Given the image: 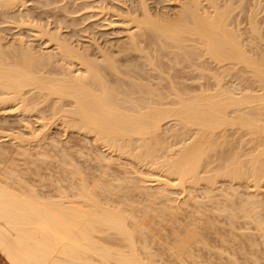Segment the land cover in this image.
Returning a JSON list of instances; mask_svg holds the SVG:
<instances>
[{"label": "bare ground", "instance_id": "obj_1", "mask_svg": "<svg viewBox=\"0 0 264 264\" xmlns=\"http://www.w3.org/2000/svg\"><path fill=\"white\" fill-rule=\"evenodd\" d=\"M28 1L30 0H0V15L14 22L17 21L19 26L28 24L34 27L35 29H30L33 32L31 35L37 37L36 39H43L45 44L50 43L48 45L53 49H36L38 46L35 48V45L26 41L22 34H18L11 41L7 40L4 45L1 41L4 37L0 34V109L14 108L20 114H25L30 111L32 105L34 107L32 104L34 98L46 97L51 99L48 103L50 110L46 106L50 111L47 117L49 121L46 118L48 110H45L46 116L43 114L38 116L37 113V120L41 122L40 128H29L26 137L20 135V131L18 134L12 131L13 136L8 132L7 136L16 139L15 146L20 143L21 148L17 147L21 149V151L17 149L19 153L25 151L23 148L28 142L32 141L34 145L46 140L48 142L52 137H49L50 132L44 128L47 125L43 119L45 118L49 123L51 117L57 124H62L63 128L71 129L70 131L90 139L89 142L95 147H103L106 155H102L104 153L99 150L94 157L95 162L103 168V170L99 169L98 175L104 169H109L113 160L117 158L122 159L125 165H131L134 170L128 169L131 166L128 168L122 166L124 170L116 173L115 167L111 166L115 171L109 169L110 172L116 173V176L110 175L107 170V174L114 176L110 177L112 181H106L107 178L104 176L106 180L98 177L89 184L90 181L86 180L88 176L86 179L81 176L77 183L69 182L71 186L67 187L71 188L70 194L68 192L67 194L63 188L57 187V193L51 196L40 195L35 188H27L18 182L17 169V172L10 171L11 169L3 170L5 176L3 175L4 179H0V253L9 264H159L160 262L154 258V252L151 251L153 247L150 248V244L158 238V233L161 231L159 229L164 226L162 222L172 220L171 210H176L179 206L174 205L175 198H172V195L177 192L179 195L183 193L181 197L186 200L185 196L187 198L189 193L193 196L191 192L197 187H204L206 191L204 193L207 194L218 188V183L228 182L234 194L237 193L239 185L246 183L251 192H249L250 197L243 198L244 205L249 207L247 204H253L252 206L256 205L258 209L260 201L258 195L264 187V145L261 143L264 141V48L258 50L257 46V50L255 48L256 51L253 52L251 51L253 46L249 49L248 44L247 49L245 44L252 45L255 41L253 43L251 41L255 39L264 41L255 19L257 12L262 8L264 10V3L261 4L259 0L257 5L261 4L258 5L260 9L256 6L255 11H252L254 15L251 14L249 30L254 38L250 34V39H253L248 42L241 40L242 35L240 34L239 37L238 32H234L236 29L232 30L231 22L234 21L232 0H221L224 1L223 4H219L220 0H184L180 3L179 11L173 16L174 18H169L168 15L162 16L163 13L156 18L147 0H135L136 4L134 2L132 6L118 9L123 11V15L127 14V18L122 16L120 22H131L133 25L130 28L145 30L141 31L144 42L146 40L151 42L152 36H155L161 39L160 41H165H162V44L163 42H174L171 46L177 44L183 50L181 56L184 55L185 60L188 59V66H194L198 70V73L189 76L190 78L205 77L208 74L206 71H210L209 65L212 62L222 69L220 72L217 68L216 75L212 76L215 77V84L218 86L217 89L215 87V91H209V76L204 78L205 83L195 93L194 88L186 85L177 87L172 76L169 77L170 81L167 79L168 86L162 85L159 81L153 83L151 78L155 76L149 70L143 71L140 64L136 65L140 66L141 70L126 67L134 62L132 58H129L131 61L128 57L123 58L121 67V62L118 64L117 59L109 54V51L102 54L101 50L102 55H98L99 59L91 58L86 48L74 47L71 42L69 43V38L61 36V32L57 31L59 28L51 32L44 25L31 23L29 14L15 15L20 8L24 10ZM203 1L206 2V8L204 4L202 5ZM241 1L245 2V0ZM229 24L231 29L228 27ZM130 28L126 30L123 43L128 49L141 52L142 49L137 46L139 42H136V33L132 31L134 28L132 30ZM190 40L195 42L189 45ZM137 53L135 57L141 54ZM156 59V56L152 57L148 63L156 65ZM125 61L128 64H125ZM123 63L125 69L122 67ZM51 64L56 65V68L50 67ZM73 64H78V68L75 69ZM228 65L231 66L227 67ZM232 66H240L239 69H245L244 72L247 70L251 75V83H249L251 85L257 83L255 85L257 89L253 91L254 87L249 83H247L249 86L240 87L238 92L223 87L222 78L230 72ZM122 75H127V79ZM174 77L182 78L178 75ZM236 86L238 87L237 84L234 87ZM229 129L247 134L248 138L245 142H252L253 149L249 152L246 161L239 160L241 155L232 153L222 165H218L219 159H217V166L213 167L214 154L221 143H226L218 139L220 135L225 137ZM29 155L31 154L25 155V158ZM45 158L46 154L43 160ZM36 159L35 157L33 162ZM68 170L72 175H83V172L75 167ZM134 189L140 190L135 192L146 200L143 201L140 197L144 205H139L140 200L135 202L133 199L134 203L131 201L130 196ZM118 190L121 192L127 190L130 195L127 196L129 194L127 193L126 196L132 203L130 201L128 203L126 199L129 198L126 196L125 201L121 200L122 194L119 193L120 197H117V200L121 201H117L115 197L118 196L116 195ZM136 193H132L133 196ZM226 195H229V192ZM161 199L164 202L162 205L157 203ZM242 209L241 212L247 210V208ZM256 212H252L253 216H251L254 218L252 220L255 221L256 229L260 231L264 243V226L261 218L263 213L259 216ZM167 224L165 225L168 226ZM178 226L181 227V224ZM172 228L170 226V230ZM173 229H177V225ZM177 230L172 231L173 233L170 231V234H173L172 240L168 233L165 240L171 237L168 242L173 243L169 244L168 250L180 260L182 254L190 255V250L195 248L192 246L193 249H190L191 244L196 238L193 233L195 230H184V233L181 230L183 235ZM157 242L156 240L155 244H158ZM197 242L199 243V240ZM161 244L163 247V243ZM166 247L164 246V249H167Z\"/></svg>", "mask_w": 264, "mask_h": 264}, {"label": "rangeland", "instance_id": "obj_2", "mask_svg": "<svg viewBox=\"0 0 264 264\" xmlns=\"http://www.w3.org/2000/svg\"><path fill=\"white\" fill-rule=\"evenodd\" d=\"M100 1L99 0H88L85 2L84 0H82V1L81 0H53V2H52V0H30V1H28V4L24 8V10L20 8L21 10L20 9L17 10L15 12L16 13L15 15H19V14L22 15L23 13H24V15L29 14V17L32 19L31 20L29 18L31 23H33V24L37 23L38 25L41 24L42 26L44 25V27H46V28L48 27V29H50L51 32H53V31L55 32L56 29L59 28L57 31L61 32V36H63L64 38H67V39L69 38L68 39L69 43L71 42V44L74 45V47L75 46L81 47V49L86 48L89 51L91 58L96 57L97 59H99L100 56H98V55L101 54V50H102V54L110 52L109 54H111L112 56H114L115 59H117L118 64H120L121 60L123 62V58H125V57H128V59L132 58L133 59L132 61H134L132 63L128 64V62L131 61L130 59H129V61L127 60L128 62L125 61V64L127 63L128 65H130V66L126 65V67H131V68L134 67L133 69H137V70L143 69V71L149 70L150 73L152 75H154L155 77L159 74L157 78H160V80L159 79L157 80V78H155V77L151 78V81L153 83H155V81H157V82L159 81L162 83V85L168 86L169 81H170L169 77L172 76L171 78L176 82L175 85H177V87L181 88L182 86L186 85L190 88H194V92L196 93L200 90L201 85L203 83H205L204 78L205 77L209 78V76H210V79H208L209 80L208 81L209 88H210L209 91L211 90V92H213L218 88L217 84H215L216 83L215 77H212L217 72L216 69L219 68L216 65V63L215 64H214V62H212V63L210 62L211 64L209 63L210 64L209 65L210 71H206V73L208 72V74L205 75V77L190 78L189 76L195 75L196 73H198V70L195 69L194 66H192V67L188 66V64H189V63H187L188 59L186 58L187 60H185V56L184 55L181 56V54H183V50L179 46H177V44H176V46L179 49L175 45L171 46L174 42L164 43L165 41L162 40V41H164L162 44L161 43L162 41H160L161 39L156 38L155 36L154 37L152 36L153 39L151 38V42L149 40H146L144 42L145 39L141 35V31L144 32L145 30H143V29L138 30L134 27H133L134 29L130 28V26L133 25V23H131V22H124V23L120 22L121 18H123V17L127 18V16H126L127 14L124 13L125 15H123V11L122 10L120 11L118 9H120V8L123 9V8H125L124 6H126V7L132 6L134 2H135L134 4H136L135 0H127V1L123 0V2H122V0H100ZM182 1H184V0H147V3H148V6H149L151 12L155 15L156 18L160 17V15L162 13H163L162 16L168 15L169 18L170 17L174 18L173 16H175L177 14V12L179 11L180 3ZM240 1L241 0H236V1L232 0V4H233L232 5V8H233L232 13L233 14L232 15L233 16L232 15L231 16L233 17L234 21L231 22L232 24L231 23L230 24H231L232 30L236 29L234 32L237 31L238 33L237 32L236 33L239 35V37H240V34L242 35L241 40L244 39L243 42H248V40H252L254 38L253 35L250 33V30H249V27H250L249 25H250V22L252 19L250 17H252L251 14H253L252 11H255L254 9H256V6H257V9H260V7H258V5L263 4L264 0H262L263 2L261 0L260 1L259 0H245V2L241 1V3H239ZM258 1L261 4L257 5ZM84 2H85V4H84ZM223 2L224 1H221V3H219V4H223ZM86 3H87V6L89 5V7L86 6ZM234 3H235V5H234ZM106 4H107V6H106ZM203 4L206 8V2L205 1L202 2V5ZM243 4H245V5H243ZM90 5L93 7H91ZM98 5H102V6L99 7ZM65 9L68 11L66 12ZM157 9H158V11H157ZM116 10H117V12H116ZM207 10H209V8ZM261 10H262V12H261ZM27 11H28V13H27ZM233 19H231V20H233ZM255 19L257 20L258 31H260L259 33H261L262 37L264 38V10H263V8L260 9L259 12H257ZM16 22L17 21L14 22V20H10L8 17H4V16L0 15V34L2 35V37H4V40H1L4 45L6 42L11 41L18 34L19 35L22 34L26 41L28 40V42H32L35 45V48L38 46L36 49H38V48L39 49L40 48L41 49L42 48L43 49L48 48L49 50L53 49L51 46L48 45L50 43L46 42L47 44H45L43 42V39H40V38L36 39L37 37L34 38L31 35V34H33V32H31L30 29H32V28L35 29L34 27H32L28 24H25V25L21 24L19 26V24H17L18 22L17 23ZM111 22H113V23L111 24ZM229 22H230V20H229ZM230 24L228 25V27L231 29ZM127 27L130 28L131 30L133 29L132 31L136 33V36H137L136 42H139V43H137V46H139L138 48L139 49L141 48L142 51L144 50L143 52L141 51L142 53L137 51V50H134V49H128L126 47V45H124L123 42L125 41V37H126V33H127L126 30L128 29ZM239 28H241V29H239ZM136 31H139V32H136ZM250 34L253 37L251 39H250V37H251ZM139 38H141V39H139ZM75 40H76V42H74ZM257 40H259V41H257ZM253 41H255V42L253 43ZM262 41H263V39H262ZM262 41L260 39H255V40L251 41L253 43L252 45H251V43H246L245 45L247 48L248 44H249V49L252 48V46H253V49H251V51L254 52L257 50V48H258V50L259 49L262 50L264 48V41L263 42ZM188 42L187 43L190 45V44H193L192 42H195V41L190 40ZM46 45H48V46H46ZM159 45H160V47L158 48ZM262 45H263V47H262ZM115 46H117V47H115ZM111 47H113V48H111ZM255 48H256V50H255ZM122 49H123V51H122ZM96 50H97V52H96ZM104 50H106V52ZM132 50H134V51H132ZM181 51H182V53H181ZM137 52H139V53H137ZM136 53L137 54L141 53V54L139 57H135V56H137V55H135ZM147 53H148V55H147ZM11 55H12V53H11ZM144 55L148 56V57H145ZM155 56L157 57L156 65L149 64L148 60H151V58L155 57ZM175 56L177 57V59H175L176 58ZM143 57H144V59H143ZM181 57H183V58H181ZM125 59H127V58H125ZM122 62L120 64V67L122 65ZM145 62H146V64H145ZM136 64H140V66H142V67L144 66V68L141 67V69H140V66H137ZM124 66L125 65L123 63L122 67L125 69L126 67H124ZM148 66H150V67H148ZM174 66H176V67H174ZM230 66L231 65H228L227 67H230ZM50 67L56 68V65L51 64ZM73 67L75 69L78 68V64H75ZM135 67H137V68H135ZM154 68L156 70H154ZM239 68H240V66H236V67L232 66L231 69H229L230 72H228L222 78L223 80L221 81V84L223 87L225 86L226 88L232 89V91L238 92L240 87L244 88L246 86L251 85L250 84L251 83L250 82L251 81L250 73H247V70L244 72L245 69L240 70ZM165 70H166V72H165ZM218 70H220V72L222 71V69H220V68ZM236 74H237V76H236ZM174 75H178L179 77L181 76L182 78H180V79L178 77L176 78V77H174ZM182 75L185 77H183ZM122 76H123V78L125 77L124 79H127V75H122ZM173 77L176 79H174ZM239 77H240V79H238ZM162 80L165 82L163 83ZM177 82H178V84H177ZM231 82H232V84H231ZM247 83H249V85ZM253 83L254 82H252V84ZM223 84H225V85H223ZM236 84L238 85V87L237 86L234 87ZM256 84L257 83L253 84L254 86L251 85L252 87H254V88H252L253 91H255V89H257V86H255ZM215 87H216V89H215ZM232 87L234 88V90ZM44 98H45V101H44ZM35 100H36V102H35ZM49 100H51V99H49V98L47 99L46 97H38V99L34 98L32 100V101H34V103H32V104H34V107L31 104L32 108H30L29 112L28 111L25 112V114H20L14 108L0 109V179L1 178L4 179L3 175L5 176V174H4L5 172H3V170L8 171V169H11L10 171H13V172L18 171L17 172V174L19 175V179H17L18 182H21L27 188H32V189L35 188L37 190V191L36 190L35 191L39 192L40 195L43 194V196H44L47 194L46 196H51V195H53V193L54 194L57 193V187H59V189L63 188V190H65L66 193L68 192L70 194L72 192V191H69L71 188L70 189L68 188L69 186H71L70 183L71 184L77 183L78 178L81 176H83L85 179L88 176V179H86V180H87V182H88V180L90 181L89 184L92 183L94 181V179H98V177H100V179H102V180H106V178H107L106 181H108V180L112 181L111 178L116 176V173H121L124 170L125 166H127L126 168L131 166L128 164L125 165V163L122 159L117 158V160L115 159L111 163V166L113 168L115 167L114 169L116 171L111 166L109 168L111 171L114 170L116 173H114V171L111 173L110 170L107 169V170H109L110 175H114V176H110L109 174H107L108 171L106 169H104V171L98 175L100 170L101 169L103 170V168L97 162H95L94 157L97 153H99V150H100V152L102 151L104 153L102 155H106V151H103V147H100V146H98L100 148H98L97 146L95 147L92 142H89L90 139L84 137L82 134H76V132L70 131L71 129L69 130L68 128L67 129L63 128L64 126L62 124H59V123L57 124L55 119H51V117H50V122L47 123L49 121V118H47V117H49L48 112H50L48 103L51 102ZM38 102H39V104H37ZM37 105H39V106H37ZM44 106H45V108L47 106L49 110L47 108L45 109ZM32 109H33V111H32ZM39 110H41V111H39ZM45 110H48L46 112L47 116H46ZM37 113H39L38 116H40V114H43V116H46L48 121L45 118L43 119V121H45L46 125H47L44 128L48 132H50L49 137H52V138H50L51 140L48 139V142L46 140L45 141L46 143L45 142H39L38 143L36 141L38 143L39 147L37 146V143L35 141L34 142L36 143V145H34L32 143V141L30 140L31 142L30 143L28 142L26 144V145H28L29 148L26 147V145H25L23 150H25L24 151L25 153L28 152L31 155L26 156V158H25V155H27L28 153L24 154L23 151H22V153L21 152L19 153V151H17V149L21 151L20 143H18L19 144L18 146H15V145H17V143L16 144L14 143L15 142L14 140H16V139L14 137H13L14 139L13 138L11 139V137L7 136V134L11 133L12 131L14 132V134H15V132H17V134H18V132L20 131L21 132L20 135H22L24 137L25 134L26 135L28 134L29 128H31V127L33 129L40 128L41 122L39 120H37L38 119ZM230 130H231V132H230ZM12 133H11V135H12ZM26 135H25V137H26ZM246 135L243 132L241 133V131L239 132L236 129L235 130L234 129L227 130L225 133L226 138L224 137V135L223 136L220 135L221 137L219 136L220 139H218V140L221 142L224 141L226 143L220 142L221 145L217 149L216 154H214L215 160L212 162L213 167L217 166L216 165L217 159H219L217 161L218 165H222L228 158L231 157L232 153L241 155V157L239 156V160L246 161V158L249 157V152L253 149V146H251L252 142H248L249 144L245 142L246 141L245 139L248 138V136H246ZM230 137H232V138H230ZM222 139H224V140H222ZM240 139H242V141H240ZM54 140L56 141V143ZM17 141H19V139H17ZM263 142L264 141L261 142L262 145H264ZM42 143H44V144H42ZM242 143H244V144H242ZM30 144H32V145H30ZM221 146H223V148ZM17 147H20V148H17ZM96 148H97V150H96ZM14 150H16L17 152ZM38 152H40V153H38ZM23 154H24V156H23ZM38 154L41 157L38 156ZM45 154H46V158H45L46 161H44L45 159L43 160V157L45 156ZM27 157L32 158V159L28 160L29 158H27ZM35 157L38 160L36 159V161L33 162ZM65 160H66V162H65ZM83 160H85V161H83ZM92 160L94 161V163H92ZM74 163H75V165H74ZM56 164H57V168H56ZM67 164L68 165L70 164V166L68 167ZM97 165H99V166H97ZM122 166H124V167H122ZM13 167L15 168V170H12V169H14ZM72 167L79 169L80 172H83V175H81V174H74V175L70 174L71 172L68 169H70ZM4 168H7V169H4ZM16 169H17V171H16ZM86 169H88V170H86ZM128 169L134 170V168L132 166ZM119 170H122V171H119ZM107 175H109V177ZM119 175H121V174H119ZM94 176H96L97 178L96 177L94 178ZM101 177H104V179ZM74 180H76V181H74ZM16 183L17 182H15V184ZM218 185H219L218 188L214 189L215 191L213 190L211 192H208L207 194L204 193V192H206L204 187H197L196 189H194L195 192L194 191H192L193 193L191 192V194H193V196L190 195V193L187 195V198L185 196L186 200H183L184 198L181 197L183 195V193H182V195H181V193L179 195V193L177 192V194L175 193L172 195V198H175L174 199L175 202L173 201L175 203L174 205H179V206L177 209L175 208L176 210H174V209L171 210L172 213L169 210L171 213L170 216H172V218H171L172 220L170 221V219H168V221H164L165 224H167L166 222H169L167 224L168 226H166L164 224V222H162L163 225L165 226V228L162 225L164 230H163V228H161L159 230L163 231V233L160 231L163 235L159 232L158 238L155 239L153 244L152 243L150 244V248L153 247V248H151V251H152V253L154 252L153 253L154 258L160 262L159 264H170L171 262L173 263V261H174V264H176V262H177V264H264V243H262L263 237L260 236V231H258L256 229L255 221H253L254 218L252 217L253 216L252 212L255 213L256 210H258L257 212L259 213V216H261L260 214L263 213L261 218H263L262 219V225L264 226V206H263V204H264V187L261 189L262 192L258 195V196H260L258 198L260 201L258 204L259 207L257 209L256 205L252 206L253 204L252 205L247 204L249 207L244 205L243 200H245L247 196L250 197L249 192H251L250 188H247L246 183H244V185L242 183L241 186L239 185L237 187L238 191L236 190L237 191V193L235 192L236 195H235V193L233 194L231 192V189L229 187L228 182H220V183H218ZM65 186H66V188H65ZM123 191H124V193H123ZM135 191L137 192L140 190L134 189V192H132V191L131 192L134 194V193H136ZM227 192H229V195H226ZM118 193L122 194V195L125 194V195L124 196L121 195V197H120V195ZM127 193H129L127 190H122V192L118 190V192L116 194L118 196L115 197L116 200H117V197H120L121 200L125 201L126 198H124V197L126 196ZM132 193L130 196L132 198L131 201L133 202L135 200V202H137L140 200L141 202L139 205H141V204L144 205L142 203V200L143 201H146V200L143 198V196L136 193L134 195L135 196L134 197ZM230 193H232L233 196H231L232 194H230ZM48 194H50V195H48ZM224 194H225V196H224ZM129 195H130V193L127 194V196H129ZM140 197L142 198V200L140 199ZM231 197H233V198L231 199ZM127 198H129V197H127ZM243 198H245V199H243ZM120 199H118L117 201H119ZM126 200H128V203L131 202L130 198L126 199ZM158 201H157V203L158 204L161 203L160 205H162V203H164L162 201V199H161V201H159V202ZM242 203H243V205H242ZM260 203H261V205H260ZM226 205H229V206H226ZM163 206H164V204H163ZM261 206H262V208H261ZM160 208L162 209V207H160ZM242 208L243 209L247 208V210H243ZM255 208H256V210H254ZM259 208L262 211H260ZM236 209H238V210H236ZM241 209L243 210L242 212H241ZM250 210H251V212H250ZM175 211H177V212H175ZM245 212H247V213H245ZM249 213H251L250 216L248 215ZM179 223L181 224V227L178 226V225H180ZM185 223H187V224H185ZM189 224L192 227H193V225H195V226L192 228ZM176 225H177V229L181 228L178 230L180 232L182 230L183 233L186 230H191V231L195 230V232H193L195 235V238H196L195 240L196 241L199 240V243H200L199 244L197 242L198 243L197 244L196 241L193 242L191 244L190 249L192 248V246L195 248L194 249L192 248L193 250H190L191 251V252H189L190 255L184 254V256H183V254H182L181 255L182 257L180 256V260H179V258H175V255L172 254V251L168 250L170 247L169 244L173 243V242H168L171 237H172L171 240L173 239V234L171 235L170 231H171V233H173L172 231L177 230V229H173L174 226L176 228ZM170 226L173 227L171 230H170ZM185 226H187V227L185 228ZM167 227H169V228H167ZM166 228H167V230H169V232L167 230H165ZM182 232H181V234H182ZM167 233H168V236L170 234L171 237H168L167 238L168 240H165ZM163 236H165V237H163ZM196 236H198V237H196ZM162 238H164V239H162ZM156 240L158 241L157 242L158 244H155ZM161 243H163V247L161 246L162 245ZM167 243H168V246L166 247ZM137 244H140V243H137ZM138 246H140V245H138ZM164 246L167 249H164ZM196 246H198V247H196ZM155 248L157 249L156 251H155ZM198 248H199V250H197ZM164 250H166V251H164ZM193 252H194V254H192ZM167 254L169 255L170 259H169ZM161 255L163 256V258ZM159 256L161 259L159 258ZM171 256L174 258L172 259ZM167 259L169 261H167ZM235 259H236V261H235ZM0 264H9L8 261L5 260L4 256L1 253H0Z\"/></svg>", "mask_w": 264, "mask_h": 264}]
</instances>
